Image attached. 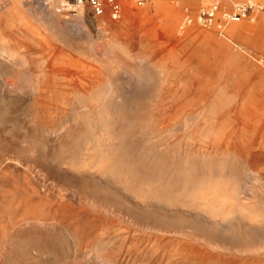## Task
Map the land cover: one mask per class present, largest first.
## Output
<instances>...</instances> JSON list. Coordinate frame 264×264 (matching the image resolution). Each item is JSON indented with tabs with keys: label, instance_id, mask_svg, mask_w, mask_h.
Listing matches in <instances>:
<instances>
[{
	"label": "rangeland",
	"instance_id": "374dc122",
	"mask_svg": "<svg viewBox=\"0 0 264 264\" xmlns=\"http://www.w3.org/2000/svg\"><path fill=\"white\" fill-rule=\"evenodd\" d=\"M120 1L0 0V264H264V62L201 84Z\"/></svg>",
	"mask_w": 264,
	"mask_h": 264
},
{
	"label": "crops",
	"instance_id": "0c3cea01",
	"mask_svg": "<svg viewBox=\"0 0 264 264\" xmlns=\"http://www.w3.org/2000/svg\"><path fill=\"white\" fill-rule=\"evenodd\" d=\"M248 1L264 4V0H221L220 11H231L235 3ZM147 4L150 12L159 11V19L165 26L169 24V27H173L184 14L182 32L188 36L182 40L183 34L179 33L176 39L173 38V52L177 47L179 54L181 42L184 47L187 46L186 51L182 50V56L181 53L178 55V62L187 59L188 66L193 68L189 70L195 74V80L201 81V84L210 78L211 72L217 66L242 65L246 56L258 60L259 63L264 62V9L256 12L253 19L246 18L235 22H226L217 16L214 22V26L216 25L219 31L217 35L213 31L200 28L188 33L195 24L202 27L196 22L199 8L203 4L202 0H148L144 5ZM187 17H190L192 22L185 23ZM260 86L262 90L259 98L243 103L242 106L251 107L256 102H262L264 84Z\"/></svg>",
	"mask_w": 264,
	"mask_h": 264
},
{
	"label": "built area",
	"instance_id": "2783aa9c",
	"mask_svg": "<svg viewBox=\"0 0 264 264\" xmlns=\"http://www.w3.org/2000/svg\"><path fill=\"white\" fill-rule=\"evenodd\" d=\"M34 3L40 0H25ZM136 6H143L148 0H130ZM203 4L199 8L196 22L202 27H210L214 24L217 16L224 21H240L242 19H253L256 12L264 9V4L252 1L235 3L231 11H220L221 0H202ZM72 15L91 13L94 16H102L108 13L112 20H117L121 16L122 4L120 0H63L61 5ZM192 22L190 17L185 19V23Z\"/></svg>",
	"mask_w": 264,
	"mask_h": 264
},
{
	"label": "bare ground",
	"instance_id": "6f19581e",
	"mask_svg": "<svg viewBox=\"0 0 264 264\" xmlns=\"http://www.w3.org/2000/svg\"><path fill=\"white\" fill-rule=\"evenodd\" d=\"M24 1H25V0H24ZM41 1H42V0H40V1H37V2H34V3H32V4H39V3H41ZM28 3H29V2H28ZM62 3H63V2H62ZM45 5H48V3H47V2H45ZM61 5H62V4H61ZM79 16H81V15H79ZM78 23H79V24H78V25H79V27H80V28H83V27H82V20H79V22H78Z\"/></svg>",
	"mask_w": 264,
	"mask_h": 264
}]
</instances>
